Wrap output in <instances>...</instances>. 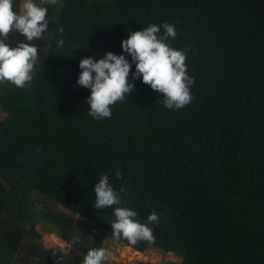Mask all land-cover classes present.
Listing matches in <instances>:
<instances>
[{
  "label": "trees",
  "instance_id": "1",
  "mask_svg": "<svg viewBox=\"0 0 264 264\" xmlns=\"http://www.w3.org/2000/svg\"><path fill=\"white\" fill-rule=\"evenodd\" d=\"M21 4L14 0V9ZM45 6L48 30L32 42L38 61L31 84H0V264H82L90 248H101L106 233L113 234L116 207L93 206L94 185L104 173L120 206L135 210L138 220L159 214L153 243H121L138 252H173L181 264H264V0ZM164 22L177 31L172 47H187L193 101L168 109L130 73L134 90L112 106L111 118L89 116L90 89L77 84L80 60L112 51L131 62L122 40ZM24 40L12 31L6 43ZM37 218L67 242L75 229L89 234L74 241L82 254L58 260L63 254L40 242Z\"/></svg>",
  "mask_w": 264,
  "mask_h": 264
},
{
  "label": "clouds",
  "instance_id": "2",
  "mask_svg": "<svg viewBox=\"0 0 264 264\" xmlns=\"http://www.w3.org/2000/svg\"><path fill=\"white\" fill-rule=\"evenodd\" d=\"M57 0H22L20 11L14 9V0H0V84L11 83L17 88L29 86L34 78V66L38 61V47L32 42L41 39L48 30L47 7L55 5ZM163 28V32H161ZM12 31L25 37L17 46L12 47L6 40ZM62 33L64 30L60 28ZM177 31L172 23L162 25L150 24L146 28L130 31L122 40L124 53L131 56V62L124 54L106 52L103 57L89 56L79 62L81 72L77 84L90 89L86 98L89 105L88 115L93 119L111 118L112 106L127 100L134 90V84L129 82L132 77L142 78L163 98L157 102L168 109H180L194 99L191 87L194 77L188 74L186 59L187 47L174 48L171 40L175 39ZM64 41L57 44L63 46ZM132 63L135 72H132ZM39 151V149H37ZM117 179L121 171L116 170ZM123 188L120 192H124ZM95 203L97 209L114 208L115 219L111 221L112 237L124 239L131 245L144 241H155L154 230L151 227L159 220V214L154 210L146 222L137 219L138 213L121 205V196L109 182V173L100 176L94 185ZM79 241V237H77ZM64 253L58 260H63L68 249L60 247ZM55 255V252L53 253ZM110 253L107 249L90 248L83 258L82 264H105Z\"/></svg>",
  "mask_w": 264,
  "mask_h": 264
},
{
  "label": "rangeland",
  "instance_id": "3",
  "mask_svg": "<svg viewBox=\"0 0 264 264\" xmlns=\"http://www.w3.org/2000/svg\"><path fill=\"white\" fill-rule=\"evenodd\" d=\"M1 89V88H0ZM4 116L3 111L0 108V119ZM56 209L65 213L73 215L76 220L83 222L84 224L93 225V222L81 215L72 214L68 210L61 206H56ZM4 217L7 220L13 221L15 218L12 214L5 213ZM28 223L25 224L27 226ZM54 227V228H53ZM56 227L50 224L48 221H43L37 218L35 229L40 235V242L52 252L57 254L64 253L60 250L61 246L68 249L67 256L70 258L74 254H82L74 246V241L79 237V241H83L90 238V235L81 229H75L71 235L69 242L62 240L56 233ZM112 233H106L103 240L102 247L107 249L110 253L105 264H181V257L173 252H165L156 247H150L143 252H138L133 248L121 243L118 239L112 237ZM19 256L30 257L27 253L20 251Z\"/></svg>",
  "mask_w": 264,
  "mask_h": 264
}]
</instances>
